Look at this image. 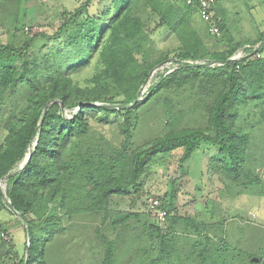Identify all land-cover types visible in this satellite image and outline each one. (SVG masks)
Masks as SVG:
<instances>
[{"label": "trees", "instance_id": "1", "mask_svg": "<svg viewBox=\"0 0 264 264\" xmlns=\"http://www.w3.org/2000/svg\"><path fill=\"white\" fill-rule=\"evenodd\" d=\"M104 2L95 14L91 0L65 12L51 35L0 43V212L22 220L28 240L23 258L12 263L18 253L11 246L0 264L57 263L59 238L86 215L101 217L98 264H116L120 249L132 254L129 264H231L227 244L216 254L204 233L179 245L176 226H193L190 218L170 214L164 228L148 214L110 205L114 196L139 193L149 165L176 150L185 163L201 144L216 146L224 169L246 168L244 104L264 103V57L257 56L264 35L252 44L211 35L195 0ZM209 12L223 33L217 0ZM172 36L177 46L159 49ZM240 50L245 56L235 59ZM167 62L172 69L153 81ZM6 234L0 219V248ZM261 251L255 264L264 262Z\"/></svg>", "mask_w": 264, "mask_h": 264}, {"label": "rangeland", "instance_id": "2", "mask_svg": "<svg viewBox=\"0 0 264 264\" xmlns=\"http://www.w3.org/2000/svg\"><path fill=\"white\" fill-rule=\"evenodd\" d=\"M86 1L0 0V43H6L11 38L22 42L40 32L51 35L61 25L65 12L74 11ZM104 4V0H91V5L87 9L90 14H95ZM217 7L225 22L222 38L252 44L264 35V0H217ZM148 15L150 16L149 12H145L144 18ZM222 16L219 18L222 19ZM198 21L204 25L201 20ZM52 43L49 42L50 45ZM177 44L178 40L172 36L160 41L159 49H171ZM173 63L175 62H167L155 69L152 80H156L157 72H163L165 68L172 69ZM89 73V71L82 73L79 77L82 79L81 82H84ZM244 112L243 134L249 137L250 145L248 146L250 160L244 170L228 167L224 172L213 174L212 171L209 174L207 168L209 166L203 164L204 147H210L207 144H201L185 163L180 162L183 150H176L158 156L149 165L139 193L114 196L111 209L148 214L151 221H156L155 213L150 210L153 199H158L161 204L165 202L170 205L168 215L172 216L189 219L195 209L196 220L204 221L206 225L199 223L198 225L202 226L194 227L186 225L185 222L178 223L175 233L179 237V245L184 241L192 243L206 234L211 237L210 247L216 254L221 253L219 247L222 244H227L228 256L225 254L224 258L227 256L231 264H248L249 261L258 263L256 259L264 249V180L258 179L260 172L264 170V103L259 102L255 108L253 104L247 102L244 104ZM95 127L111 135L110 128L96 123ZM142 133L139 134L140 141L144 137ZM235 140L234 148L238 152V137ZM211 175L214 179L208 180L212 178ZM202 182L204 187L201 185ZM1 187L6 193V180L1 183ZM203 214L206 218H203ZM0 219L8 228V234L5 235L8 244L5 248H0V253H6L14 246L18 258L17 260L12 258L11 262L19 261L25 256V244L28 241L24 222L8 208L0 212ZM100 223L101 217L95 215H86L78 219L76 225L70 227L69 231L59 238V245L53 250L56 251L55 264H98L103 254L102 242L97 234ZM166 226L167 224L164 228ZM131 252L130 249L129 253ZM131 255L120 249L116 264H129ZM10 256L12 255H7ZM7 262L11 264L10 261Z\"/></svg>", "mask_w": 264, "mask_h": 264}, {"label": "built area", "instance_id": "3", "mask_svg": "<svg viewBox=\"0 0 264 264\" xmlns=\"http://www.w3.org/2000/svg\"><path fill=\"white\" fill-rule=\"evenodd\" d=\"M191 2V1H190ZM198 4V10L200 16L206 21V23L210 24L209 31L213 36H220L222 34L220 27L218 24L212 20L211 14L209 12L210 3L214 2V0H195ZM245 56V51L240 50L235 56V59H239ZM258 57H262L261 53H258ZM261 178L264 180V170L261 171ZM150 207L151 212L155 213V219L160 226H165L167 224L168 219V210L162 207L161 202L158 199H153Z\"/></svg>", "mask_w": 264, "mask_h": 264}, {"label": "crops", "instance_id": "4", "mask_svg": "<svg viewBox=\"0 0 264 264\" xmlns=\"http://www.w3.org/2000/svg\"><path fill=\"white\" fill-rule=\"evenodd\" d=\"M245 54H246V52H245ZM262 56H263V54H262ZM210 147H204V157H203V164H204V166H209V167H207L208 168V173L209 174H211L212 173V171L214 172L213 174H216V173H219L220 171L221 172H224V166H225V163H226V158H224L221 154H220V149H219V147H216V146H211V145H209ZM195 153V152H194ZM193 153V154H194ZM192 154V155H193ZM192 157V156H191ZM190 157V158H191ZM190 158H189V160H190ZM260 174H261V172H260ZM212 176V175H211ZM217 178H219V176H217ZM213 180L214 179V177L212 176V178H208V180ZM220 181V180H219ZM201 185L204 187V182H202L201 183ZM218 186V185H217ZM211 191V190H210ZM209 194V193H208ZM203 199H205V198H203ZM217 199H219V198H217ZM226 199V198H225ZM225 199H223L224 200V202H225ZM206 202V201H205ZM204 202V203H205ZM196 209L198 210V207L196 206ZM199 211V210H198ZM197 212L195 211V209H194V212H192V216H190L191 218V220L193 221V222H195L194 223V225L193 226H196V227H198L199 225V223H205L204 221H197L196 219L197 218H195V216L197 215L196 214ZM203 218H206V215H204L203 214ZM225 223H227L226 221H225Z\"/></svg>", "mask_w": 264, "mask_h": 264}, {"label": "water", "instance_id": "5", "mask_svg": "<svg viewBox=\"0 0 264 264\" xmlns=\"http://www.w3.org/2000/svg\"><path fill=\"white\" fill-rule=\"evenodd\" d=\"M258 261V259H256Z\"/></svg>", "mask_w": 264, "mask_h": 264}]
</instances>
